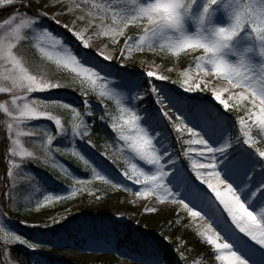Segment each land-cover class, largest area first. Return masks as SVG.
<instances>
[{
	"label": "snow or ice",
	"instance_id": "1",
	"mask_svg": "<svg viewBox=\"0 0 264 264\" xmlns=\"http://www.w3.org/2000/svg\"><path fill=\"white\" fill-rule=\"evenodd\" d=\"M34 2L0 0V10H10L0 21V125L6 145L0 264H13L11 246L42 247L7 222L22 196L29 212L86 189L100 200L88 188L96 181L180 205L218 264H264V148L257 146L264 143V0H49L45 9L62 5L52 15L30 12ZM65 15L73 17L70 23L58 18ZM45 18L66 29L80 52ZM130 28L135 35L128 34ZM101 39L103 47L87 51ZM145 52L193 58L180 79L170 81L177 88H170L163 83L169 77L157 71H126L134 54ZM64 89L84 97L82 110L63 98ZM205 92H211L210 100L198 95ZM89 94L115 105V113L104 104L99 115L112 134L100 155L120 168L122 179L79 147L81 142L96 147L91 136L97 106ZM146 96L155 111L141 105ZM232 128L235 135L229 134ZM57 154L75 158L89 175H77ZM37 161L59 169L72 187L45 188L34 202L23 195L41 191L27 168ZM138 264L164 262L156 254Z\"/></svg>",
	"mask_w": 264,
	"mask_h": 264
},
{
	"label": "rangeland",
	"instance_id": "2",
	"mask_svg": "<svg viewBox=\"0 0 264 264\" xmlns=\"http://www.w3.org/2000/svg\"><path fill=\"white\" fill-rule=\"evenodd\" d=\"M48 2L49 0H36L29 11L36 12L38 10H45L48 11L49 15H52L54 11H58L62 7V5H59L56 9H45L44 5H46ZM3 11L4 12L0 13V21H2L4 18H7L10 10ZM58 18L64 23H70L73 19V17L69 15L60 16ZM44 22L54 32L62 34L66 42L71 44L76 52H80L78 42L74 40L71 34L67 33L66 29L54 24L51 20L46 18ZM77 27H81V25H77ZM104 43L105 42L101 40L95 41L93 46L87 51L95 52L97 47H103ZM110 50L111 48L109 47V51ZM112 63L116 64V59H114ZM189 65L190 63H187L184 65H177L167 68L164 66V63L158 62L149 55L145 53H137L134 54L132 59L125 64V69L129 73H146L148 70L157 71L158 73L169 77V81H164L163 83L167 84L170 88H177V85L171 84L170 81L180 79V74L186 68H188ZM169 69L171 70L169 71ZM198 95H202L206 100L211 99V92L199 93ZM77 97L81 101L84 99V97L81 96ZM87 98L92 102L93 105L97 106L94 111L99 113V115L102 112L104 104L110 105L109 109L115 113V105L111 101H104L102 103L97 96L92 94H89ZM2 99L3 97H0V101H2ZM140 103L142 106L146 103L147 107L152 111H155L157 107L153 103L151 96H146L145 100ZM216 106L220 107L219 105ZM3 119V115L0 114V120ZM236 131V128H232L229 134L235 135ZM111 136L112 134L108 140L111 139ZM24 140L25 146L31 148L32 145L28 138H24ZM56 143L62 144V141L58 140ZM79 147L83 149L84 152H87L89 155H91L89 152V146H87L85 143L81 142ZM5 148L4 129L3 126L0 125V178H3L6 172V159L4 156ZM109 154H111V151ZM57 155L59 156V154ZM63 156H59V159L67 164ZM65 156H68L70 159L74 160V162L79 165L77 167L82 171V173L85 172L89 175V173L84 170L83 165L78 163L75 158L71 157L70 155ZM93 159L102 164H104L105 160L109 163H112L111 160H108L105 156H101L100 153L93 157ZM181 162L183 164H187V161H184L183 158H181ZM27 168L30 169L36 177L37 170L46 172L47 174L49 173V176L57 177V179L54 181L56 183H51L53 185H59V183L61 185L59 179L66 181V183L69 181L72 183L70 178L64 177L59 172V169H53L52 167L46 166L38 161L28 163ZM109 168L115 177L122 179V177L119 175L120 169L118 167V172L114 171V169L110 166ZM72 170L77 175H79L77 173L78 171L76 172L74 169ZM42 182L45 184L43 180ZM125 183H128L131 186V182L125 181ZM197 183L199 182L197 181ZM45 188L52 191L47 184H45ZM2 190L3 186L0 185V192H2ZM64 190L65 189L60 188L59 192ZM44 194L45 190H43V195ZM43 195H40V199H42ZM101 197L102 199L96 200L95 196H90L84 201L75 202L67 208L53 212L46 217L35 215L28 219H24L20 217L17 218L15 216H8L7 222L16 230L18 234L22 235L24 238L30 241H40L42 245L49 244L48 253L53 254L55 259L63 258L64 261L67 260V264H69V262L75 264H134L135 262L138 263L140 260H150L154 258L136 254L135 247H130L129 244H123L121 247H117V244H115V237L114 235H111L113 232L115 234L126 233L131 241H136L139 243L145 241L147 244L149 243V245L151 244L152 238L162 246L173 249L174 253H176L180 259H182L181 253L185 249V244L183 243L181 236L178 235V227L189 226L191 228L190 232L197 235L196 226L193 224L192 218L189 217L178 204H159L158 202H155L153 197H149L147 200H145L136 197L134 192L126 193L121 190H117L116 193L110 197ZM146 207H154L156 210L148 212L145 210ZM95 216H97V218ZM92 217L94 220H92ZM54 219H59L61 221L60 224L53 223ZM66 221L67 224L65 225V228H68L69 234L73 238L77 237V245L75 239H65L59 233L53 234L55 231H57L54 230L55 227L60 226ZM93 222L98 223V229H93ZM44 224H48L49 226L47 228L42 227ZM28 225H36V227H29ZM139 227H141L143 230L139 229ZM20 230L23 232H19ZM137 231H139V233ZM41 232L46 234L42 235ZM34 233L36 235L33 236ZM93 234L96 236H93ZM40 236L45 237L47 240H41ZM128 240L129 239H125L126 242H128ZM14 246H19L33 254L38 253L41 255V252L45 251L41 248L37 250H30L19 244ZM213 253L214 249L201 242L199 254L198 256H195L194 260L198 259L200 264H218V262L214 259ZM32 256H34L35 259L41 261L42 264H49L46 257H37L35 255ZM194 260L189 261L188 264H193Z\"/></svg>",
	"mask_w": 264,
	"mask_h": 264
},
{
	"label": "trees",
	"instance_id": "3",
	"mask_svg": "<svg viewBox=\"0 0 264 264\" xmlns=\"http://www.w3.org/2000/svg\"><path fill=\"white\" fill-rule=\"evenodd\" d=\"M35 2H36V0H35ZM1 12H4V11L0 10V13ZM128 34L129 35L136 34V29L130 28L128 30ZM101 41L105 42L103 39H101ZM109 47L111 48V45H109ZM145 54L156 59L158 62L164 63V66L167 68L172 67V66H177V65H184L187 63L189 64L193 58L191 55H184V54H182L179 58L172 57L170 55H166L163 53L153 54V53L145 52ZM62 91L64 92V97H63L64 99L70 100L82 108V105L80 103L81 100L78 99V97H77V96H79L77 92L71 91L70 89H64ZM107 107L110 108V105H107ZM229 115L232 117H235L237 114L235 112H231V113H229ZM89 119L91 121L92 118H89ZM94 119H95V125L92 128L91 139L93 140L96 147L95 148L89 147L90 153L92 156H96L101 151H103V148L101 146L104 144L106 139L110 138V135H111L110 129H108L107 127H105L104 125L101 124V122L99 120V113L96 112V116L94 117ZM257 146L264 148V143L259 144ZM176 149L177 150L179 149V145H176ZM63 157H64V160L66 161V163L72 169H74L76 172L78 171L77 173L79 175H88L85 172L82 173V171L77 167L79 165L76 164L74 162V160L70 159V157L65 156V155ZM112 166L115 168L117 165L112 164ZM36 174H37V177L39 179H38V181H34L33 183L38 184V186L41 187V191L35 192L34 190H32L27 194H23V195L31 196L33 198V202L35 201V199H40V195H43V190H45V184H47L51 188L52 191H56V192H59L60 188L66 189V188L72 187V183L70 181L66 183V181H63L61 179H59V182H61V185H60V183H59V185L51 184L52 182H54L57 179V177L49 176V173L47 174L46 172L37 170ZM42 180L45 182V184L42 182ZM54 183H56V182H54ZM88 188L93 190L96 195L106 196V197H110V196L114 195L117 191V190L111 189L109 186L103 185L102 183H100L98 181L93 182V184L88 186ZM90 196H95V195H88L87 189H86L84 192H78L75 197H69L68 199L63 200V201H54L50 204L44 205V207H42L39 211L33 210L31 212L26 211L24 209V207H23V196H22L21 205L19 207V210L13 209L12 211L9 212V216H15L17 218L20 217V218H24V219H28V218L35 216V215H39L41 217H46L53 212L67 208L68 206H70L71 204H73L75 202L84 201V200H86V198H88ZM92 220H94L93 217H92ZM66 224H67V221L65 223L61 224L60 226H56L54 230H57V231H55L53 234L59 233L65 239H75V241H76L77 237L73 238L69 234L68 228H65ZM139 229L143 230L141 227H139ZM190 231H191V228L189 226H183V227L180 226V227H178V230H177L178 235L181 236L183 243L185 244V249L182 252L186 257L185 259L178 260L177 258H179V257L177 256L176 253H174L173 249H171L169 247L162 246L161 244L157 243L155 240H153V245H152L153 247L148 246L146 249L145 248L143 249L144 250L143 252H145L146 256L147 255L156 256V250H157V254H159V256L162 258L164 264H188L189 261L195 259V256H198L199 250L201 247V242H200L199 237ZM19 232L22 233L23 231L20 230ZM41 234L44 235L46 233L41 232ZM34 235H36V234L34 233L33 236ZM30 236H32V235H30ZM40 239L41 240H47L43 236H40ZM117 240H118V242L122 241L120 238H117ZM76 245H77V241H76ZM48 246H49V244L42 245L41 249L45 250V251L41 252V255L38 253L33 254V253L29 252L28 250L22 249L19 246H11V260L13 261V264H42L41 261L35 259L34 256H32V255H35L37 257L38 256L39 257H46L49 264H67L68 263V261L67 260L64 261L63 258L62 259H55L54 258L55 256L53 254L48 253V249H49ZM153 248H155L156 250H154ZM0 259H2V257H0ZM71 263L72 262H69V264H71ZM72 264H75V263H72ZM135 264H137V263H135Z\"/></svg>",
	"mask_w": 264,
	"mask_h": 264
}]
</instances>
